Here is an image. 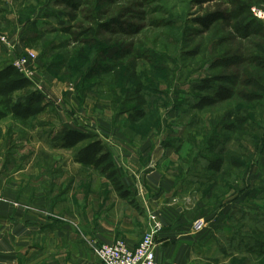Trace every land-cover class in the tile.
<instances>
[{
    "label": "rangeland",
    "instance_id": "1",
    "mask_svg": "<svg viewBox=\"0 0 264 264\" xmlns=\"http://www.w3.org/2000/svg\"><path fill=\"white\" fill-rule=\"evenodd\" d=\"M0 37V67L21 64L32 83L14 101L37 92L48 105L29 128L0 120V203L9 187L63 226L94 229L106 213L144 225L141 241L151 216L164 231L162 206L148 204L167 199L169 223L191 242L177 253L185 264H264V0H0ZM205 79L218 80L200 91ZM220 87L233 97L195 108ZM71 128L87 139L65 149ZM49 139L62 148H44ZM95 140L119 158L133 205L73 159ZM216 159L219 173L208 169Z\"/></svg>",
    "mask_w": 264,
    "mask_h": 264
},
{
    "label": "crops",
    "instance_id": "2",
    "mask_svg": "<svg viewBox=\"0 0 264 264\" xmlns=\"http://www.w3.org/2000/svg\"><path fill=\"white\" fill-rule=\"evenodd\" d=\"M3 63L11 64L6 61ZM95 131L97 130H92L89 134ZM44 142L47 145L43 146L47 150L62 148L60 144L52 143L51 139ZM106 147L105 145L104 148L113 155L112 151ZM76 157L75 155L73 159L76 160ZM140 161L143 160H138V165H141ZM113 162L119 165V158L115 154ZM152 179L156 180V176ZM124 186L131 195L133 194L132 196L136 197L127 183ZM15 194L12 189L6 187L5 201L0 203V264H105L97 255L100 244H110L118 237L124 236L127 245L132 247L145 232L144 225L140 228V225L106 223L104 222L106 213L101 215L100 226L96 229L90 224L89 219L82 220L79 226L78 220L72 217L69 218V224L63 226L62 220L58 219L56 213L48 208L46 202L32 201L30 203L25 198L24 192L21 194L22 202H20ZM17 198L21 206L16 208V204L12 203ZM164 201L163 203V199L158 198L155 201L150 200L148 204V208L152 211L154 207L162 206V218L160 219L165 223L164 231L155 240L156 262L158 264H185L184 258L177 256V253L180 247L187 249V245L191 242L184 236V227L176 226L178 230H175L173 223H169L174 214L170 212V204L166 203L168 200ZM155 203L158 206H155ZM28 206L38 207L28 209ZM67 252L68 259L65 257Z\"/></svg>",
    "mask_w": 264,
    "mask_h": 264
},
{
    "label": "trees",
    "instance_id": "3",
    "mask_svg": "<svg viewBox=\"0 0 264 264\" xmlns=\"http://www.w3.org/2000/svg\"><path fill=\"white\" fill-rule=\"evenodd\" d=\"M65 3L71 5L70 2L68 3L65 1ZM220 19V17H208V22L203 20L202 22H206L208 25ZM237 62V58H230L219 60L216 62V65L228 68L237 64ZM132 75L135 80L134 73ZM215 80H203L199 86V90H210L212 86L211 84ZM31 86V81L16 70L11 64H4L0 67V120L9 118L14 122L19 123L22 127L29 128L31 119L42 114L46 110L48 105L45 104V97L37 92L30 93L23 101H14L15 95L28 91ZM232 97V91L220 87L214 98L203 97L201 101L195 105V108L202 110L213 106L216 103L225 102ZM137 114L139 118L143 117L141 111L137 112ZM86 139L87 136L78 133L77 131L68 130L62 136L63 148H75ZM76 162L99 171V173L109 182L115 194H117L119 198L127 201L130 205H133L134 200L132 195L122 185L112 160V156L105 150L102 142L95 140L78 149ZM222 166V159H216L208 164V169L212 172L219 173L221 172Z\"/></svg>",
    "mask_w": 264,
    "mask_h": 264
},
{
    "label": "built area",
    "instance_id": "4",
    "mask_svg": "<svg viewBox=\"0 0 264 264\" xmlns=\"http://www.w3.org/2000/svg\"><path fill=\"white\" fill-rule=\"evenodd\" d=\"M252 14H254V17L259 18L256 15V10H253ZM3 43L6 44V41L0 37V44ZM31 56L33 55L31 54ZM20 65L15 63L13 66L21 70ZM149 222V230L135 247H130L121 240H117L113 244L102 245L98 250L100 260L105 264H157L155 239L161 232L162 227L152 216L149 218Z\"/></svg>",
    "mask_w": 264,
    "mask_h": 264
}]
</instances>
